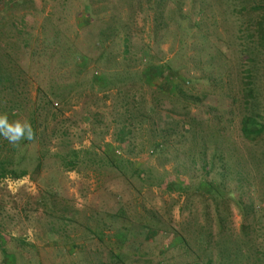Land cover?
<instances>
[{
	"label": "rangeland",
	"instance_id": "1",
	"mask_svg": "<svg viewBox=\"0 0 264 264\" xmlns=\"http://www.w3.org/2000/svg\"><path fill=\"white\" fill-rule=\"evenodd\" d=\"M260 34L264 0H0V113L37 127L0 139V264H264Z\"/></svg>",
	"mask_w": 264,
	"mask_h": 264
},
{
	"label": "trees",
	"instance_id": "2",
	"mask_svg": "<svg viewBox=\"0 0 264 264\" xmlns=\"http://www.w3.org/2000/svg\"><path fill=\"white\" fill-rule=\"evenodd\" d=\"M259 38H260V40H259L260 43L264 42V39L261 36V34H260V37ZM96 44H99V42H96ZM101 45H102V43H101ZM75 56H77V55H75ZM97 58L100 61L101 60H104L105 61L104 63L107 65V72H105V80H106L107 84H112V82L114 81L113 80V76L116 74V72H113L111 74H109V73L112 72V71L117 70L119 68L118 67L119 65L120 66L123 65V62H125V58L122 57L123 60L121 59L122 62L119 63L118 61H116V56H114V55H111L110 56V53L105 54V52L101 53ZM147 68H149V70L147 71V75H149V79L150 78H153V76H152L153 75V71L155 73H157V74L159 73L157 67H155V66L148 65ZM124 70H127V69L125 68ZM122 75H124V82H126L128 80L129 81L131 80V76L130 77L127 76L128 75V72L127 73L124 72V74H122ZM138 83L141 84V85L146 86V83L143 82V78H141V77L138 79ZM216 89H217L216 86H214L212 88V90H214V91ZM169 90H173V87L172 86H168V92H169ZM175 95L180 100L181 99H184V101L187 100L186 91L183 90L182 87H178L177 90H175ZM51 96L57 97L58 94H55V93L52 92L50 94V97L44 99L45 101L43 103V106H41L40 108H37L36 110H39L40 109V110L46 112L49 115L55 116V113H54L55 109H54V107H56V105L53 104L52 101L50 100L51 99ZM255 98H256V95H255L254 89L252 87L246 88L245 89V96H244V98H242L243 101L251 102ZM18 109H19V106L18 105H12L11 108H10V111L18 110ZM149 110L152 111V109L150 107H148L147 111H149ZM153 114H154V111H153ZM33 115H35V113H33ZM33 117H36V116H33ZM32 127L34 129V133L37 132V127L36 126H32ZM262 130H264V127H263V125H262L261 122L259 123L256 120V118H252V117H244V118H242L241 124H240V132H241V135H242V137L244 139H246V140L255 139L258 135H260V132H262ZM78 163L79 162H78V158H77L74 161L72 160L70 165H71L72 168H75L78 165ZM166 191H169V192H171V191H178L180 193H185L184 187H176L173 183H170V184H167L166 185ZM91 236L92 237H95L92 234H91ZM181 241L182 242H185V238L183 236L181 238ZM116 259H118V261H119V257H116ZM208 264H210V262H208Z\"/></svg>",
	"mask_w": 264,
	"mask_h": 264
},
{
	"label": "clouds",
	"instance_id": "3",
	"mask_svg": "<svg viewBox=\"0 0 264 264\" xmlns=\"http://www.w3.org/2000/svg\"><path fill=\"white\" fill-rule=\"evenodd\" d=\"M35 138L34 129L28 120H9L6 113H0V139L6 140L13 147L22 141H31Z\"/></svg>",
	"mask_w": 264,
	"mask_h": 264
}]
</instances>
